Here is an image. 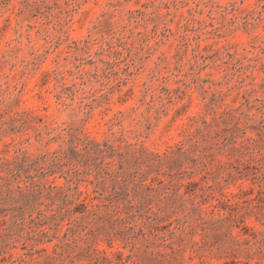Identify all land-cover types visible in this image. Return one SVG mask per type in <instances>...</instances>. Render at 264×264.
<instances>
[{"label":"rangeland","instance_id":"374dc122","mask_svg":"<svg viewBox=\"0 0 264 264\" xmlns=\"http://www.w3.org/2000/svg\"><path fill=\"white\" fill-rule=\"evenodd\" d=\"M0 159L78 220L0 193V264H264V0H0Z\"/></svg>","mask_w":264,"mask_h":264},{"label":"trees","instance_id":"16d2710c","mask_svg":"<svg viewBox=\"0 0 264 264\" xmlns=\"http://www.w3.org/2000/svg\"><path fill=\"white\" fill-rule=\"evenodd\" d=\"M231 6L235 7V3H232ZM119 91H121V89H118ZM63 96H61L60 94L57 95L58 100H61ZM104 97L106 99L107 95L105 94ZM62 105H64L65 107H68V104L62 103ZM85 115H88V113H85ZM87 117V116H86ZM65 134L64 135H60L57 134L55 137H53L52 139H48L47 142H49L50 140H55V139H61L64 143H66L67 147L64 151L65 156L63 158H68V159H74V158H81L84 156H100V155H104V153L108 152L109 153V158H114L115 157V153H116V149L113 145L109 144V140H107L103 146L104 148H100V144L98 142H96L95 140H90L88 138H82L80 137V132L79 134L76 133L78 131V129H72V127L68 126V127H64L62 129ZM109 130L111 131V134H115V132L113 131V126L112 124L109 127ZM50 133V132H49ZM122 130L120 131L121 136L122 134ZM41 136V135H40ZM42 141L43 138L41 139ZM54 153H57V151H55ZM119 158V163L120 166H122L123 162H124V158L122 157L121 154L117 155ZM46 157L47 154H44L41 156V158H39V161L42 160V164L46 163ZM155 157H159V156H155ZM111 162H107V164H110ZM58 163H55L53 165V167H57ZM19 165L18 163H16L15 161H7L6 159H0V193H6L7 195H11V194H15L16 196H24L25 198H32V199H36V193L39 195V198H44L47 197L51 200L50 204H46L45 205V209L40 208L42 203H35L33 206H38V213L41 217L40 220V227H42L41 232L43 234H47L46 231H44V226L48 225V229L49 230H53V231H58L61 230L63 228V223L66 220V216H68L67 218V222L66 224V234L67 232L73 231V223L77 222L78 220L76 219H72L69 216V212L64 210L65 206L70 204L71 202L66 201L65 199L59 200L57 195L60 191V188L56 185H53L52 182L51 183H38L35 186L29 187V186H22L20 181H16V173H14V171H17L19 169ZM43 168V167H42ZM58 168V167H57ZM56 169H52V171H50L48 169L47 172H43V174H46L48 172H51V174H53V172ZM67 183H68V188L69 189H78L77 184H75V186H73V180L67 177ZM27 191V194H25V192ZM58 191V192H57ZM79 195H81V192L79 193ZM130 203V200L128 201ZM79 205H84V204H79ZM92 209H86V207L84 206L85 210H73V212L71 213V216L73 214H82V216L80 217L81 219L84 217L83 213H87V215H95V211L96 208L98 207L97 204L91 205ZM16 217H12V222L13 223H18L17 220L15 219ZM240 220V219H239ZM23 222V219L22 221ZM242 222V221H240ZM48 241L50 242L51 239ZM92 243H93V239H88V246L85 248V250L87 252H89V249H92L93 251L97 252V253H104V251H100L96 248H92ZM109 247H112L111 243L108 242ZM57 248L58 245L55 244L53 251L57 254ZM41 251H46L45 248L41 249ZM117 254H121V252L117 251Z\"/></svg>","mask_w":264,"mask_h":264}]
</instances>
